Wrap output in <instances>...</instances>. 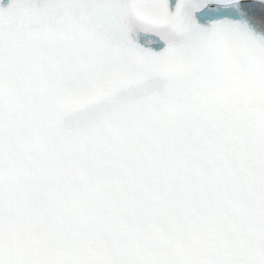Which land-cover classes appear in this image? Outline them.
Listing matches in <instances>:
<instances>
[{
    "label": "snow or ice",
    "instance_id": "1",
    "mask_svg": "<svg viewBox=\"0 0 264 264\" xmlns=\"http://www.w3.org/2000/svg\"><path fill=\"white\" fill-rule=\"evenodd\" d=\"M0 264H264V0H0Z\"/></svg>",
    "mask_w": 264,
    "mask_h": 264
},
{
    "label": "clouds",
    "instance_id": "2",
    "mask_svg": "<svg viewBox=\"0 0 264 264\" xmlns=\"http://www.w3.org/2000/svg\"><path fill=\"white\" fill-rule=\"evenodd\" d=\"M248 87L253 89V90H258L259 89V83L255 82V81H249Z\"/></svg>",
    "mask_w": 264,
    "mask_h": 264
}]
</instances>
